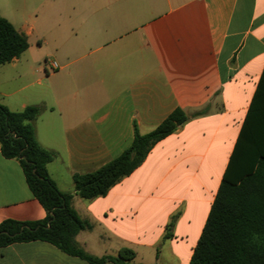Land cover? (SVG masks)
<instances>
[{
  "label": "crops",
  "instance_id": "0c3cea01",
  "mask_svg": "<svg viewBox=\"0 0 264 264\" xmlns=\"http://www.w3.org/2000/svg\"><path fill=\"white\" fill-rule=\"evenodd\" d=\"M0 16L27 42L48 34L53 44V60L29 61L26 48L0 65V104L45 106L34 125L39 145L55 152L47 172L91 225L78 245L188 264L264 67V0H0ZM176 107L205 112L156 142L104 196L75 193L73 173L118 156L134 124L146 133ZM45 215L18 159L0 152V222ZM0 264L90 263L34 240L0 247Z\"/></svg>",
  "mask_w": 264,
  "mask_h": 264
},
{
  "label": "trees",
  "instance_id": "16d2710c",
  "mask_svg": "<svg viewBox=\"0 0 264 264\" xmlns=\"http://www.w3.org/2000/svg\"><path fill=\"white\" fill-rule=\"evenodd\" d=\"M27 47L26 35L0 16V65ZM44 108L29 104L12 111L0 104V152L18 159L30 192L46 212L40 220H2L0 247L41 240L90 264H144L133 262L129 248L94 256L76 242L79 230L91 225L71 206L72 194L59 190L47 172L55 152L39 145L34 125ZM204 112L205 108L187 113L176 107L146 133H139L134 124L132 141L118 156L93 171L72 174L75 193L85 200L104 196L142 163L156 142ZM173 220L174 216L164 237L170 236ZM188 264H264V67Z\"/></svg>",
  "mask_w": 264,
  "mask_h": 264
},
{
  "label": "rangeland",
  "instance_id": "374dc122",
  "mask_svg": "<svg viewBox=\"0 0 264 264\" xmlns=\"http://www.w3.org/2000/svg\"><path fill=\"white\" fill-rule=\"evenodd\" d=\"M53 44L50 41L49 35L45 34L37 41L35 37H31L28 42L26 51L21 57L26 58L29 61H39L43 63L45 59L53 60Z\"/></svg>",
  "mask_w": 264,
  "mask_h": 264
},
{
  "label": "built area",
  "instance_id": "2783aa9c",
  "mask_svg": "<svg viewBox=\"0 0 264 264\" xmlns=\"http://www.w3.org/2000/svg\"><path fill=\"white\" fill-rule=\"evenodd\" d=\"M50 66H51L52 69H56V68H57V64H56L55 61H52V62L50 63Z\"/></svg>",
  "mask_w": 264,
  "mask_h": 264
}]
</instances>
